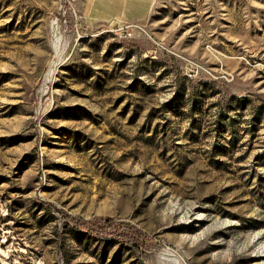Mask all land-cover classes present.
Instances as JSON below:
<instances>
[{
	"label": "rangeland",
	"instance_id": "rangeland-1",
	"mask_svg": "<svg viewBox=\"0 0 264 264\" xmlns=\"http://www.w3.org/2000/svg\"><path fill=\"white\" fill-rule=\"evenodd\" d=\"M59 5L0 0V264H264V0Z\"/></svg>",
	"mask_w": 264,
	"mask_h": 264
},
{
	"label": "crops",
	"instance_id": "crops-1",
	"mask_svg": "<svg viewBox=\"0 0 264 264\" xmlns=\"http://www.w3.org/2000/svg\"><path fill=\"white\" fill-rule=\"evenodd\" d=\"M152 0H76L78 12L87 17H106V14H121L128 16L134 12L145 10Z\"/></svg>",
	"mask_w": 264,
	"mask_h": 264
},
{
	"label": "built area",
	"instance_id": "built-area-1",
	"mask_svg": "<svg viewBox=\"0 0 264 264\" xmlns=\"http://www.w3.org/2000/svg\"><path fill=\"white\" fill-rule=\"evenodd\" d=\"M76 0H60L59 9L62 12L63 16H72L74 19V24L76 27H79L80 24V15L78 14L77 7L75 6ZM67 18L64 19V22H67ZM72 22V21H71ZM124 30L126 31V34L128 37H132L136 31H143L145 32V29L143 26H141L139 23L136 22H128L125 23L123 26Z\"/></svg>",
	"mask_w": 264,
	"mask_h": 264
},
{
	"label": "bare ground",
	"instance_id": "bare-ground-1",
	"mask_svg": "<svg viewBox=\"0 0 264 264\" xmlns=\"http://www.w3.org/2000/svg\"><path fill=\"white\" fill-rule=\"evenodd\" d=\"M57 24V23H56ZM57 26L55 25V23L53 24V29L55 30H57V28H56ZM61 42H62V36L61 35H59V34H57L56 36H55V38H54V45L56 46V47H59L60 45H61ZM54 46V47H55ZM55 47V48H56ZM49 74H52V70H50V73Z\"/></svg>",
	"mask_w": 264,
	"mask_h": 264
},
{
	"label": "trees",
	"instance_id": "trees-1",
	"mask_svg": "<svg viewBox=\"0 0 264 264\" xmlns=\"http://www.w3.org/2000/svg\"><path fill=\"white\" fill-rule=\"evenodd\" d=\"M79 225H80V227H82V228H88V226H87V223L86 222H84V221H79V223H78Z\"/></svg>",
	"mask_w": 264,
	"mask_h": 264
}]
</instances>
